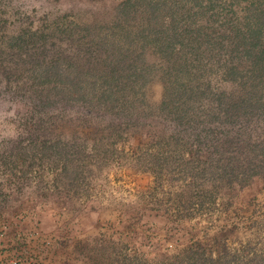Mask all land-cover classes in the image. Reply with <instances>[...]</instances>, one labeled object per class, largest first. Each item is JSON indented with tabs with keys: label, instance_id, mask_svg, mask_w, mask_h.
I'll list each match as a JSON object with an SVG mask.
<instances>
[{
	"label": "rangeland",
	"instance_id": "rangeland-1",
	"mask_svg": "<svg viewBox=\"0 0 264 264\" xmlns=\"http://www.w3.org/2000/svg\"><path fill=\"white\" fill-rule=\"evenodd\" d=\"M119 1L0 0V264H239L264 251V111L236 120L229 134L197 138L157 113L155 71L135 86L139 101L126 118L54 92L45 100V86L30 85L49 67L76 68L75 60L104 54L90 33L109 35ZM199 1L211 9L191 27L225 47L224 30L262 5ZM147 3L126 9L127 26L142 22L145 35L146 23L168 18L156 5L140 20ZM139 44L132 55L152 62L155 53ZM228 86L212 73V90ZM215 159L236 167L217 179L208 165Z\"/></svg>",
	"mask_w": 264,
	"mask_h": 264
},
{
	"label": "trees",
	"instance_id": "trees-1",
	"mask_svg": "<svg viewBox=\"0 0 264 264\" xmlns=\"http://www.w3.org/2000/svg\"><path fill=\"white\" fill-rule=\"evenodd\" d=\"M131 1H119V20L108 26L111 28L109 35L90 33L105 49L104 54L98 53L83 62L77 59L80 65L76 68L49 67L31 75L30 85L45 86L41 89L47 92L42 96L45 100L53 98L50 92H54L59 98L81 99L92 107L116 108L115 115L126 118L132 113L130 107L139 101L135 86H143L155 71L162 86L156 103L157 113L169 117L175 132L188 131L197 138L201 134L209 136L213 129L229 134L239 128L236 120L250 121L252 115L264 111V0L260 7L246 9V20L240 25L235 22L224 30L231 35L224 44L226 47L216 36L205 33L204 27H191L194 19L211 9L199 0H157V3L148 0V6L140 12V20L147 10L152 13L156 5L168 14V18L156 25L146 23L152 31L146 35L142 32V22L133 29L126 24L129 18L126 9ZM213 1L208 0L207 4ZM211 11L217 12L213 8ZM182 17L186 18L184 22L180 21ZM134 42H140L139 45L155 53L152 62L140 54L132 55ZM221 47L225 48L227 56L219 54ZM63 59L72 61L70 57ZM212 73L228 83V88L212 90L209 87ZM44 99L36 98V102ZM145 108H139L141 115L145 114ZM225 121L229 123L224 126ZM208 165L210 175H216L217 179L236 167L235 162L222 159L212 160ZM251 166L247 162L246 167ZM225 181L229 182L228 178ZM250 254L239 264H264V251ZM231 258L236 259L237 255Z\"/></svg>",
	"mask_w": 264,
	"mask_h": 264
},
{
	"label": "built area",
	"instance_id": "built-area-1",
	"mask_svg": "<svg viewBox=\"0 0 264 264\" xmlns=\"http://www.w3.org/2000/svg\"><path fill=\"white\" fill-rule=\"evenodd\" d=\"M45 243H47V241H45ZM11 264H32V262L29 259L17 258L12 260Z\"/></svg>",
	"mask_w": 264,
	"mask_h": 264
}]
</instances>
